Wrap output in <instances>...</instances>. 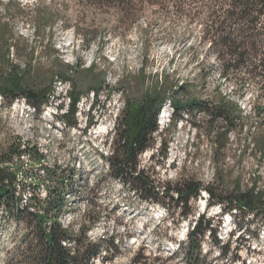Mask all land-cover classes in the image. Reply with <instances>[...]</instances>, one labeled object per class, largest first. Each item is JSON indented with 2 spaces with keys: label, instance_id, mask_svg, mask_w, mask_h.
<instances>
[{
  "label": "rangeland",
  "instance_id": "1",
  "mask_svg": "<svg viewBox=\"0 0 264 264\" xmlns=\"http://www.w3.org/2000/svg\"><path fill=\"white\" fill-rule=\"evenodd\" d=\"M15 3L23 6L21 13ZM62 3L71 1L0 0V25L6 24L2 33L12 31L14 35L9 61L18 67L21 81L17 83L18 89H11L43 93L48 99L47 104L33 110L34 106L28 105L22 95L10 100V94L8 98L0 94V153L6 151L9 143L20 140L37 145L44 156L38 163H30L24 157L18 165L24 172V177L18 176L20 186L25 180L28 186L39 177L38 187L20 190L22 203L31 198L30 208L34 209V203L44 199L46 186L70 184V197L66 198L60 221L64 227L72 225L73 232H77L84 219L88 221L91 227L87 237L92 242H102L104 247L101 254L104 259L100 258L96 264H175L180 258L173 255L178 244L186 246V234L197 214L213 225L212 234L206 231L200 240L206 264H264V215L252 217L238 210L223 212L220 204L200 190V195L189 202L195 217L182 220L180 207H174V202H169L173 208L168 214L164 207L145 202L109 174L105 158L113 155L111 138L116 125L126 112L156 97L159 91L156 76L160 75L163 82L166 78L171 87L176 83L187 86L185 94L178 96L181 102L211 100L218 85L223 94H230L232 87L222 82L216 72L202 82L194 71L196 63L190 56L199 50L202 58L209 47L197 46L200 27L187 19H179L177 23L156 22L158 25L153 23L149 29L151 33H171L170 39L154 38L142 44L141 31L155 18L176 17L169 5L146 4L137 25L124 34L115 29L116 18L111 12L93 14L89 25L97 29L102 40L88 48L71 28L61 29L59 22L52 37L41 43L28 19L34 15L33 6L51 9L54 4L60 17L73 19L72 11L63 10ZM208 63H213L212 57ZM256 94V88L252 87L242 98L233 96L232 100L244 113H251ZM62 114L76 124L69 126L65 118L63 123L57 120ZM171 115L166 102L157 116L158 131L136 160L138 169L155 179L156 184L194 179L211 187L221 198L238 187L249 186L254 175L260 178L257 186L262 187L264 156L250 151L242 153L243 141L232 139L225 148L214 152L210 140L201 132L203 115L183 113L173 123ZM256 121L257 116H253L248 127L251 132ZM244 142L251 144L248 137ZM13 164L15 168L16 163ZM45 168L54 171V176L43 174ZM29 232L24 216L0 208V264H16L12 257L24 246ZM215 238L218 244H214Z\"/></svg>",
  "mask_w": 264,
  "mask_h": 264
},
{
  "label": "trees",
  "instance_id": "2",
  "mask_svg": "<svg viewBox=\"0 0 264 264\" xmlns=\"http://www.w3.org/2000/svg\"><path fill=\"white\" fill-rule=\"evenodd\" d=\"M70 1L71 4L60 5L63 10L72 11L74 18L70 20L60 17L59 9L54 4L51 9L41 5L33 6L34 15L28 19L41 43L52 37V30L59 22L62 24L61 29L71 28L85 48H88L98 39L102 40L97 29L89 25L93 14L111 12L116 18L115 29L121 30L124 34L137 25L146 4L148 6L165 4L174 9L176 17L171 20L155 18L141 31L144 37L141 38V43L148 44L154 38L170 39L171 33L167 35L151 33L149 29L153 23L160 24L163 21L177 23L179 19L196 23L195 26L200 27L201 32L197 46L200 49L209 47L203 49L202 58L199 50H195L190 56L196 63L195 73L204 82L208 76L216 72L222 82L232 87L230 94L226 92L223 94L220 85L215 86L211 100L191 99L181 102L178 96L185 94L187 86L176 83L171 87L166 83V78L163 82L160 75L156 76L155 84L159 89L156 97L145 100L137 109L126 112L123 120L119 119L116 125L111 138L113 155L105 158L109 164L110 176L127 185L145 202L164 207V212L168 214L173 208L169 202H174V207H180L179 216L182 220L195 217L196 212L189 207V202L200 195V190H204L209 199L220 204L223 212L238 210L246 211L252 214V217L264 215V182L259 188L257 184L260 178L255 175L249 186H245L244 189L238 187L228 196L221 198L211 187L204 186L194 179H180L174 184H156L155 179L144 170L138 169L136 161L138 155L150 146L152 135L158 131L157 116L161 106L166 102L171 108V123L176 120V116L183 113L204 116L201 132L210 140L214 152L225 148L232 139L239 143L243 141L242 153L250 151L253 155L257 153L264 156V0ZM15 7L18 12H22L23 6L20 3H15ZM4 26L6 24L0 25V94L4 98H8L10 94V100L22 95L28 105L34 106L33 110H36L48 102L43 93L31 90L26 93L21 89L16 91L11 89L17 88V83L21 81L18 78V67L9 61L10 48L14 47L10 43L14 35L12 31L2 33ZM211 57L213 63H208ZM64 66L69 68L68 71H72L67 63H64ZM252 87H255L257 92L255 103L251 107V113H244L232 98L233 96L242 98ZM215 92L217 96L214 95ZM128 106L127 103L126 109ZM74 107L75 101L72 99V114L75 111ZM253 116H257V121L254 131L251 132L248 127L252 125ZM58 118L57 120L62 123L66 120L69 126L76 124L65 115L62 117L64 120ZM246 137L251 144L244 142ZM36 146L17 140L9 143L6 151L0 153V208L3 207L7 213L15 212L18 216H24L30 228L28 239L23 243L24 246L14 253L12 261L16 264H96L100 258L104 259L101 255L104 247L102 242H92L87 237L91 227L88 221L84 219L77 232L71 230L72 225L64 227L60 221L63 208L67 204L66 198L70 197L69 191L72 188L70 184L61 182L46 186L44 199L34 203V209L30 208L31 198L25 199L22 203L20 190L23 191L25 187H38L36 183L39 182V177L34 178L35 181L28 186H25L26 180L23 179L25 181L20 186L17 183L18 176L24 177V172L18 165L24 157H27L30 163L43 161L44 156ZM13 163H16L15 168ZM9 164L12 166L8 167ZM42 172L48 177L54 176V171L47 168ZM206 231L209 235L212 234L211 221L197 214L196 221L191 224L186 234V246L181 247L182 244H178L177 252L173 255L180 258L175 264H206L200 248V240ZM218 243L215 238L214 244Z\"/></svg>",
  "mask_w": 264,
  "mask_h": 264
},
{
  "label": "bare ground",
  "instance_id": "3",
  "mask_svg": "<svg viewBox=\"0 0 264 264\" xmlns=\"http://www.w3.org/2000/svg\"><path fill=\"white\" fill-rule=\"evenodd\" d=\"M49 113H51L50 111H48V114H46L47 116H49ZM50 115H54L53 113ZM103 128V127H102ZM101 130V129H100ZM102 131V130H101ZM97 133V132H96Z\"/></svg>",
  "mask_w": 264,
  "mask_h": 264
},
{
  "label": "built area",
  "instance_id": "4",
  "mask_svg": "<svg viewBox=\"0 0 264 264\" xmlns=\"http://www.w3.org/2000/svg\"><path fill=\"white\" fill-rule=\"evenodd\" d=\"M45 109H47V107H45ZM64 115L62 114L61 118L63 117ZM63 119V118H62Z\"/></svg>",
  "mask_w": 264,
  "mask_h": 264
}]
</instances>
